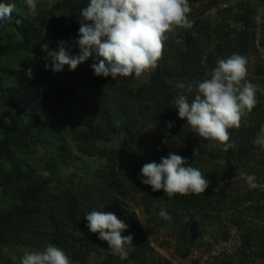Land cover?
I'll use <instances>...</instances> for the list:
<instances>
[{"label":"trees","instance_id":"16d2710c","mask_svg":"<svg viewBox=\"0 0 264 264\" xmlns=\"http://www.w3.org/2000/svg\"><path fill=\"white\" fill-rule=\"evenodd\" d=\"M6 3L11 6L7 0H0V4ZM218 3V0H189V18L194 20L193 27L176 28L169 34L156 69L144 81L127 77L116 82L111 77H96L90 68L93 63L91 57L75 70L69 71L65 65L58 73L46 70L28 73V67L18 64L6 67L2 64L4 55L12 51L21 52L27 48L37 52L47 28L60 40H74L81 20L80 10L86 6L87 0H57L49 8L38 7L36 16L27 15L26 9L14 14L8 27L15 30L19 38L13 41L12 35L7 33L6 41L0 40V99L7 88L16 96L15 111L5 108L0 113V264H16L11 257L13 252L42 249L48 243L60 246L74 264L123 263L124 260L114 258L112 253L107 261H87V254L96 252L101 241L97 234L88 231L83 216L92 210L113 212L128 225V229L134 214L121 209V199L129 194L133 200L131 195L135 192L149 206L162 191L152 192L150 186L140 183L141 167L152 161L158 163L161 158L159 153H153L147 159L145 127L152 124L161 128L162 119L176 113L171 102L180 90L174 87L175 81H198L215 67L218 59L244 51L248 45L249 31L253 26V10L249 5L234 15V20L241 25L235 37H229L224 31L220 34L216 28L217 35L225 36L222 38L224 47L217 45L203 58L205 51L198 35L208 37L207 27L199 26L195 20L199 19V13ZM17 21L24 27L16 28ZM72 54H78V49L73 47ZM255 73L257 76L264 74V67L257 66ZM81 81L93 85L94 100L101 99L103 94L106 96L105 100L102 98V107L98 106L102 110L97 117L98 123L94 127L89 123L81 126L80 134L72 138V146L80 153L104 159L105 164L94 172L95 182H85L82 177L75 181L66 178L62 183L55 181L56 184L49 177L38 179L30 157L40 160L39 170L55 177L56 160L65 154L64 150L70 152L64 142L70 126L59 116L62 112L59 107L64 105ZM259 82L264 83V79H259ZM257 96L264 99V93L257 92ZM109 102L115 104L114 113L108 106ZM260 104H256L250 115L259 114L257 111L261 110L264 119V109ZM254 130L244 125L229 129L234 147L224 151L228 160L249 155L252 147L249 135L253 137ZM116 135L119 138L114 147L98 148L95 144L97 141H112ZM55 137L58 145L54 144ZM189 148L190 145L186 146L185 151ZM218 196L223 197V190ZM170 201L174 208L171 212L176 216L186 217V211L195 209L197 214L194 215L203 219L206 214L200 213L198 207L222 209L221 200L210 190L196 195L177 194ZM189 219L177 231L175 250L181 258H186L189 248L197 241V231ZM132 233L135 246L128 253V259L141 263L150 246L144 232L133 230ZM258 238L261 251L256 254L252 250L248 254L243 252L244 261L253 260L254 256L264 257V237ZM243 246L245 249L249 242L245 240Z\"/></svg>","mask_w":264,"mask_h":264},{"label":"rangeland","instance_id":"374dc122","mask_svg":"<svg viewBox=\"0 0 264 264\" xmlns=\"http://www.w3.org/2000/svg\"><path fill=\"white\" fill-rule=\"evenodd\" d=\"M7 1L10 2L11 6L15 5L17 7L16 14L24 11L23 0ZM55 1L57 0H37V8H49ZM218 1L219 3L210 10L199 13V19L195 20L199 26L207 27L208 37L198 35L201 46L205 51L203 58H206V55H209L211 50L217 45H223L222 47H224L222 38L225 36L217 35L215 32L216 28L220 34L224 31L229 37H235L234 35L240 30L241 25L234 20V15L240 13L249 5L253 10V26H251L249 31L247 48L244 51H238V53L247 58V79L254 84L264 86V83L259 82V79H264V74L257 76L255 73L257 66L264 67V0ZM223 11L225 12L223 13ZM7 33L12 35L13 41L19 38L15 30L13 31V29L8 27L0 29L1 41H6ZM57 41H60V39L54 35V32L51 29H45L42 45L47 44L49 50H54ZM42 45L37 52H32L27 48L21 52L12 51L6 56L4 55L2 64L6 67L16 64L28 67V73L46 70V52L43 50ZM46 71L54 73L50 68ZM146 76L142 75L136 80L144 81ZM92 90L93 85L91 83L79 82L75 90L69 94L68 100L63 106L59 107L62 112L58 115L62 117V121L66 125L70 126L64 136V142L70 152L64 150L65 154L59 160H56L57 171L54 174L56 178L52 177V175L50 176L48 172L39 170V166H41L40 160L35 156L30 157L31 164L36 169L35 176L38 179H47L49 177L52 183L56 184L55 181L62 183L66 178L75 181L78 180V177H82L85 182H95L94 172L104 166V159L93 154L85 155L80 153L72 146V138L80 134V127L88 123L94 127V124L98 123V114L102 113L98 106L102 107V98L105 100L106 94H103L101 99L94 100ZM257 99L258 103H262L260 106L263 110L264 99L259 96H257ZM15 100L16 96L7 88L5 95L0 99V113L5 108L14 112ZM108 106L114 113L115 104L109 102ZM260 111H257L259 114H248L241 120L240 125L256 129L253 137L249 135L252 145L249 155L241 159L228 160L229 157L221 150V146L218 143L204 140L197 137L194 133L188 132L187 127H183L185 121L178 119L177 111L172 117L162 119L161 128H157L152 124L145 127V143H147L145 152L147 159L153 153H159L161 157H165L170 151L185 157L188 165L199 168L201 173L205 175V178L209 181L205 192L210 190V192L215 194L222 202V209L214 210L204 208V206L198 207L200 213L206 214L203 219L201 216L194 215L195 213L197 214L195 209L185 212L188 219L191 216L189 220L197 231V241L194 246L189 248L186 258H181L175 250L177 231L184 225L187 218L172 214L173 205L163 191L155 196V202L149 206L144 204L138 193H132L131 198L133 196V200L127 194L126 197L121 199V209L132 212L134 220L132 219V224L122 235H133V230L144 232L150 250L145 252V257H142L141 263H138L136 259L130 261L129 257H127V259H122L124 260L122 264H222L223 262L241 264L243 252L248 254L252 250L256 254L261 251V243L258 237H264V148L253 143L260 126L264 124ZM251 117L253 118L250 119ZM169 122L172 124L171 128L167 127ZM182 131H185V133H182ZM1 134L2 131L0 130ZM172 137L179 138V147L172 140ZM118 138L119 135H116L112 141H97L95 144L98 148L108 149L116 146ZM162 141L166 142L162 143ZM54 144L58 145L56 137ZM188 145H190V148L185 151ZM194 151H196L195 155H193ZM241 173L255 175L258 187L249 190ZM220 190H223V197L218 196ZM0 205H2L1 200ZM161 208L167 211L170 220H164L159 217L158 212ZM178 212L180 214L184 213ZM245 240L249 242V246L244 249L243 242ZM132 246L129 247L128 253L134 249V239H132ZM25 251L29 250L25 249ZM25 251L11 254L16 264H19L20 258ZM110 253L111 251L108 250L106 242L101 241L96 252L87 254V261L92 263L107 261ZM113 256L114 258H120L118 255ZM249 262L251 264H264V257L254 256L253 260L251 258L250 261L243 260V264H249Z\"/></svg>","mask_w":264,"mask_h":264},{"label":"clouds","instance_id":"9594fccd","mask_svg":"<svg viewBox=\"0 0 264 264\" xmlns=\"http://www.w3.org/2000/svg\"><path fill=\"white\" fill-rule=\"evenodd\" d=\"M23 7L27 15L38 14L37 0H23ZM190 12L189 0H87L80 10L76 38L57 41L54 50H49L47 44L42 45L46 60L51 58L45 63V69L58 73L67 65L72 71L91 57L90 68L96 77H111L119 82L120 78L150 75L157 67L169 34L176 28L193 27ZM16 13L15 5L0 4V29L8 27ZM15 27L23 28L24 25L17 21ZM73 47L78 49V54H72ZM247 75L246 56L234 52L218 59L215 67L198 81H175L174 87L180 91L171 103L178 119L185 121L183 127L199 138L218 143L222 151L233 148L229 129L240 127L242 118L258 103L257 92L264 93V86L252 83ZM167 127H172L171 122ZM172 140L180 146L179 138L172 137ZM253 143L264 148V124ZM241 176L249 190L258 187L255 175L241 173ZM139 179L141 184L150 186L152 192L162 190L168 199L177 194L204 193L209 185L199 168L188 165L185 157L171 151L161 157L159 163L144 164ZM158 215L170 220L164 208ZM83 218L88 231L106 242L113 255L127 259L133 237L122 235L128 227L122 219L102 210L89 211ZM19 264L74 262L62 248L48 243L42 249L25 251Z\"/></svg>","mask_w":264,"mask_h":264}]
</instances>
